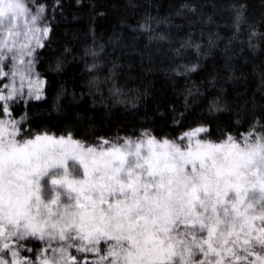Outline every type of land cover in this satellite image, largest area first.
Returning <instances> with one entry per match:
<instances>
[{
    "label": "snow or ice",
    "instance_id": "obj_1",
    "mask_svg": "<svg viewBox=\"0 0 264 264\" xmlns=\"http://www.w3.org/2000/svg\"><path fill=\"white\" fill-rule=\"evenodd\" d=\"M228 8L238 35L248 22L247 4ZM57 10L63 14L61 0H52L51 8L35 0H0V77L9 81L0 86V264H264V103L249 98V108V100L228 98L222 85L236 78L231 69L206 111L233 112L237 125L251 113L244 133L233 135L208 120L185 125L175 119L170 133L133 128L121 135L118 128L92 140L67 129L33 128L27 105L44 94L37 50L51 38ZM185 10L201 19L205 15L196 3L181 5ZM207 19L211 22L212 15ZM249 27V47L255 48L252 38L264 34ZM181 48L199 53L201 43L190 33L172 51L180 56ZM103 52L104 44L93 39L82 56L73 53L71 59L84 62L89 93L110 84V94L122 96L116 82L119 58L111 53L109 72L102 74ZM55 60L57 70L69 62L65 54ZM198 68L182 63L169 70L188 75ZM208 82L215 86L217 75ZM199 94L195 82L185 87V110L189 98ZM21 101L25 107L17 118L12 106ZM177 117L182 120L184 113ZM34 242L43 244L39 258L22 256L34 251L29 248Z\"/></svg>",
    "mask_w": 264,
    "mask_h": 264
},
{
    "label": "trees",
    "instance_id": "obj_2",
    "mask_svg": "<svg viewBox=\"0 0 264 264\" xmlns=\"http://www.w3.org/2000/svg\"><path fill=\"white\" fill-rule=\"evenodd\" d=\"M35 2L45 3L49 8L52 5V0ZM61 3L63 14L57 10L51 38L46 37L45 46L37 50L35 68L44 78V94L39 100L32 98L27 105L33 128L47 126L61 133L67 129L85 140L110 136L118 128L121 135L129 134L133 128H152L157 135L161 131L170 133L176 130L174 119L185 125L208 120L219 123L233 135L249 131L251 113L237 125L233 112L209 114L206 108L221 87L220 81L231 76V69H235L236 78L222 85L228 98L239 103L249 100V108L252 107L249 98L257 104L264 103V35L252 38L255 48L249 47L248 42L249 24L264 34V0H80L79 3L61 0ZM185 3L200 6L205 13L203 18L181 11ZM233 3L247 4L248 22L240 25L238 35H234V13L228 8ZM208 14L212 15L211 22ZM194 20L197 22L191 23ZM144 23L149 28L140 27ZM161 33L167 39H161ZM190 33L194 42L201 43L200 52L181 48L182 55L176 56L172 50L180 48ZM93 39L104 44L102 74L109 72L111 53L119 58L116 82L123 89L122 96L110 94V84H102V92L89 93L84 82L89 78L84 72V62L71 59L73 53L82 56L83 46ZM65 48L71 51L64 53ZM61 54L67 55L69 62L57 70L55 58ZM86 59L91 62V57ZM182 63H198L199 68L188 75L169 70ZM210 75H217L215 86L208 82ZM193 82L200 87V94L189 98L185 110L183 90L192 87ZM138 94L139 99L133 100ZM24 107L22 101L12 106L17 118ZM177 112L184 113L182 120ZM81 115L84 119H80ZM255 115L262 113L256 111ZM42 247L40 242L30 243L29 248L34 251H24L22 256L37 260Z\"/></svg>",
    "mask_w": 264,
    "mask_h": 264
},
{
    "label": "rangeland",
    "instance_id": "obj_3",
    "mask_svg": "<svg viewBox=\"0 0 264 264\" xmlns=\"http://www.w3.org/2000/svg\"><path fill=\"white\" fill-rule=\"evenodd\" d=\"M10 67V64H5V71H7L8 70V68ZM40 79L43 81V83L42 84H40V85H38L39 87H41L42 88V90H43V88H44V78H42L41 76H40ZM33 80H35V77H33ZM9 81H8V79H6V78H4V77H0V86H3V85H5V84H7ZM25 91H27V81H25Z\"/></svg>",
    "mask_w": 264,
    "mask_h": 264
}]
</instances>
